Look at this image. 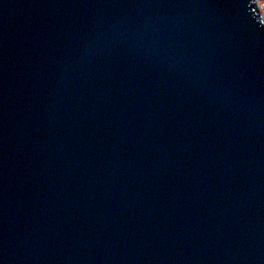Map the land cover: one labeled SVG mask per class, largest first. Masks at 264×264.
I'll use <instances>...</instances> for the list:
<instances>
[{
    "label": "water",
    "instance_id": "obj_1",
    "mask_svg": "<svg viewBox=\"0 0 264 264\" xmlns=\"http://www.w3.org/2000/svg\"><path fill=\"white\" fill-rule=\"evenodd\" d=\"M0 264H264L256 0H0Z\"/></svg>",
    "mask_w": 264,
    "mask_h": 264
},
{
    "label": "rangeland",
    "instance_id": "obj_2",
    "mask_svg": "<svg viewBox=\"0 0 264 264\" xmlns=\"http://www.w3.org/2000/svg\"><path fill=\"white\" fill-rule=\"evenodd\" d=\"M256 8L261 17L264 18V0H256Z\"/></svg>",
    "mask_w": 264,
    "mask_h": 264
}]
</instances>
